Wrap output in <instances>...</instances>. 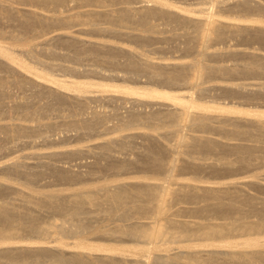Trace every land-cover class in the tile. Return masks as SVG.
I'll return each mask as SVG.
<instances>
[{"label":"bare ground","instance_id":"1","mask_svg":"<svg viewBox=\"0 0 264 264\" xmlns=\"http://www.w3.org/2000/svg\"><path fill=\"white\" fill-rule=\"evenodd\" d=\"M13 1H16V3H19L21 6H31L42 10H44L43 6L49 4L58 7L65 6L63 10L66 14L65 12L62 13L63 10H61V16L60 14L55 15V13L54 15H50L32 9L15 7L12 4L10 5L9 0V5L0 1V19H6L7 22L16 21V26L19 27L21 32L22 30H32L34 26L37 27L38 22L44 23V27H50V25L57 27L58 24L63 27H69L70 24L75 26L77 23L86 24V22L88 25L95 26L100 25L102 21H104L102 22L103 24L109 23L111 26H113L112 24L115 26V23L122 20H125V22L129 20V25H134V23L138 24L140 27H143V32H152V30H155V26L151 24L153 22H149L150 19L162 17L170 24L172 23V25H181L180 27L183 25V28H191V31L183 30L185 32L182 34V37H186L189 42H196L195 44L196 46L199 45L198 49L200 48L201 54L205 53L204 50L210 48L212 41H214V43L216 40L220 41L219 39L225 38L227 33L228 35H233L232 32L235 33V35H244L245 37L246 35H250L254 40L257 39V41L264 43V19L262 18L264 16L261 15V12L264 11V6L257 0H232L234 3L229 5L228 9L236 13H241L238 15L239 17H236L237 19L229 17V19H226L222 14V16L219 14L222 11L218 12L215 9V4L221 2L223 4L221 6L225 7L229 0H200L201 2L199 1L198 3L207 4L210 2V6H202L203 4H199V8L197 5L190 8L189 5L192 4H189L188 7H183V5L179 6L176 0L175 2L173 0H135L133 2L132 0L131 3V0H129V5H124L125 3H123L127 0ZM71 3L77 5H72ZM88 7L90 8L81 10ZM254 12L258 14L260 12L261 18H257L256 14H253ZM250 13L255 15V17H250V15L247 16ZM122 23L123 21L121 24ZM33 24L34 26H32ZM105 24L100 27L96 26L100 30V33L101 31H106L104 34L107 33V31H119L122 36L123 34L129 35V38H131V36L136 40L139 38L142 44L148 43L149 37L145 35H149L148 33L150 32L142 34L139 30L141 33L138 32V34H135L131 32L132 29H129L127 25L125 26L129 31L125 32L117 30L118 27L114 28V26L111 27L109 24ZM174 25L173 27H175ZM92 26H90L92 30H95V28H93L94 26ZM125 26L123 27L126 28ZM19 29L17 31L20 32ZM5 34L6 32L0 31L1 38H4L3 35ZM13 35V38L10 37L8 39V41L12 39L10 42L11 46H9V43L7 46L0 42V66L10 69L11 71L14 70L15 72H13L14 75L11 72L12 77L10 79H7L6 76H0V87L7 88V85L11 84L12 86L15 85L18 87L19 90L20 88H29L28 91L32 90L34 96L37 95L38 97L40 95V97H46L47 101L39 105L36 109L35 107L37 104H34V110H30V108H33L31 107L32 103H36L31 102L33 98L31 100L29 98L31 103L28 102V100L10 103L0 102V113H3V115L4 113H8L7 110H9L10 113V109H12L13 112L18 110V112H22V116L24 115V118L22 117L21 119L24 122H10L5 119V121L0 122V152H4L6 148H9L8 146L12 147L25 144L28 140L38 141V139H42L44 142H53L55 140L50 139L47 135V132L53 129H61L62 131L64 130L63 132L76 130V133L80 132L81 135H92L99 131V127L101 126V129L104 128L103 131L107 130L109 132L111 129H115L118 131V134H120L121 131L126 132L128 129H133L132 126L135 127V125H139L140 127L142 124L146 125L145 122H147L152 124V126L148 125V131L150 132L144 135L141 134V136H147L146 138L149 141H153L152 144L150 143L152 146H146V150L143 148L145 151L142 150L143 153H140V157L138 158L114 163V168L112 167V170L117 171L116 173L122 172L129 168H133V165L135 166V164L139 163V166L143 165L147 167L146 170L150 171L148 168H151L150 174L155 171L157 173L160 172L158 175L163 174L164 176H160L161 179H159L158 175L146 174L141 176V178H137V181L125 179L110 182L104 181L101 183H93L92 181V183H88L82 180V176L78 174V172L74 174L71 173L73 171L69 172L68 170L67 172V170H65L66 173L61 169L62 171H58V175L61 178L70 180L71 182L76 181L78 185L80 183L81 185L77 186L76 184L77 187H69L68 189L41 190V188L38 189V187H34L33 184L38 178V173L42 175V173L45 172L46 174L45 169H41L42 171L40 170V172L37 173V171L32 170L33 166L30 167V165L21 161H12L3 164L0 167V173H3V176H0L1 196H4L10 189H13V187L11 188V180L14 181L16 176H19V179L25 178V181H20L21 187L19 189L14 188L17 193L16 200H19L21 203L19 201V203H14V200L13 202L6 201L5 196L0 197L5 200L0 202V261L5 260L8 264H42L43 262H47V264H264V194L257 195V193H249V190L247 191L248 187L245 188L246 186L253 188L257 187L264 192V185L256 179L243 182L233 181L217 185H206L202 184L198 176L184 181H181L178 177L179 170L182 171L189 168L194 169V171L196 170L195 172L199 169H203L204 171L205 169H211L213 172H218L219 169H223V171L226 170L228 172L236 168H241L243 170V168H248L254 162L256 163V161L257 163L264 162V155L256 153L258 151L264 152V111L252 112L235 107L206 104L200 102L194 96V89H196V91L198 90L199 93L210 90V88L212 89V86H208L207 83L218 75L225 76L226 79V76L232 78L233 75L238 76L244 71L248 72V74L250 72L263 73L264 71L262 72L261 68L264 67V55L263 57H259V55H255L256 57H254L253 55L254 58L252 57L250 62L242 65H227L226 63L213 64L211 60V63H208L204 61V58L203 61H201L202 59H197V57H200V54L198 56L195 54L190 61L181 63L156 62L152 57L146 54L147 52L141 49V51L135 53V51H127L107 43L68 38V42L71 44L79 41L76 44L79 48L84 50L83 52L96 51L105 53V56L107 54L110 55L109 58L106 56V59L103 60H101V56L99 58L97 55L99 60L102 61L98 63L99 65L97 64L99 60L95 62L96 57L94 56L96 54L91 58L94 59V63L98 66H106L105 68L104 66L100 67L101 69H93V71L96 72L95 74L98 72L97 75H104L106 74L105 72H111L109 75L110 78L111 75L120 79H127V77H130L132 79L135 78L134 80L138 79L136 81H139L142 77H147V79L156 80L160 87V84H164L168 86V89L171 86H176L177 89V85H179L178 89L180 87L187 88L183 91L180 90L177 92V89L176 92H170L164 89L162 90L161 88H152V86L134 87L122 84H102L101 82L79 81V79L78 81H74L64 78V80L54 78L52 73L46 71L48 70L46 69L47 67L44 68L46 69L45 71L42 69L39 70V67L38 69L31 66L20 57L22 52L19 55L15 53V49L19 47L22 51L25 50L28 54L33 55L34 47L29 39L23 40L21 39L23 38L22 36L19 38L15 36V34ZM55 38L57 37L54 36L52 40L54 41ZM134 38L132 39L134 40ZM194 43L191 42L190 46ZM184 46L190 47L188 42L184 44ZM191 47L192 51L197 49H195L194 45ZM12 48L15 51H12ZM82 53L80 54L82 55ZM244 54L249 55L246 53ZM205 55L204 57L209 56L210 59V57L221 55V53L208 52L205 53ZM228 55L231 54H227V56ZM201 57L203 56L201 55ZM54 67L58 66L54 65ZM104 69L105 71H103ZM3 71H5V69ZM2 73L3 75L5 74L4 72ZM121 73L122 75H120ZM219 89L223 93L224 91H232L233 93L241 94V97L242 94H249V97L253 95L258 96V98L260 96L264 99V90L260 89L259 86L258 88H248L246 85L233 83L232 85L228 84L219 87ZM21 90L23 91V89ZM233 93L230 94L238 97V94L234 95ZM9 95H11V93ZM2 96L3 95H1V97ZM27 98L28 97H26V99ZM99 99H105L108 103L116 100L120 101V103L121 101L129 102L134 108L139 106V108L150 107L151 110L149 109L150 111L148 112H143V110L141 112L140 110L137 111L131 108L130 105L129 109L126 107L127 112H123L126 113L124 115L117 112L106 115L90 107L89 103H91V101ZM55 110L57 112L60 111L59 113L63 121H42L45 119V115ZM65 111L69 112L67 114L71 113L70 115L75 114L76 117L74 115L75 118L73 120L70 118V121H68L69 118L65 117L66 115L63 116ZM226 113L230 114L227 115ZM38 114L43 115H40V117H43L42 120L36 119L39 116ZM110 116L116 117L115 119L117 122H114L115 124H107L109 121L108 119L113 118ZM27 119H32V123L34 119L36 124L26 123L25 120L27 121ZM65 119L67 121H64ZM239 120L252 123L254 127L253 131L251 128L248 129V126H246V130L243 127L242 129L244 130H242L241 127L240 130L238 126L243 125L239 122L238 124L240 125L236 123L238 125L236 129L239 130H235V127L233 128L231 126L234 129V131L231 132L229 126L225 127V125H223V123H227L226 121H228V123L234 122L233 124H235V121ZM105 121L106 123H104ZM103 123L106 124L104 127H102ZM217 123H219V125H217ZM245 124L246 123H244V125ZM213 126L219 129L218 132L221 130L219 134L222 131L224 133L227 132L225 134L227 137L222 134L226 137L225 140L222 139L225 137L214 138L211 134L205 133L206 131L209 133V130H211ZM186 127L200 133L204 132L205 134L195 132L188 133L190 132L188 130L186 133L184 132V128ZM196 128L197 130H195ZM199 128L200 130H198ZM227 128L229 131H227ZM212 130L215 131V129ZM101 131L100 133L102 134L106 132ZM112 131H110V133ZM228 133H231V135H246L245 137H232L234 139L237 138V140L238 138H243L241 140L243 142L247 136H252L258 139V143L252 141L254 144H248L250 140H246L247 142L245 141V143H241V141L236 142V140L231 141L232 138H228ZM168 134L171 136L174 135L175 142L172 141L174 142L173 144L161 140L163 139L161 137L164 135L166 137ZM127 136L133 138L135 136L136 138L135 133H128L121 137L113 136L109 138V140H106L109 142H105L99 146L104 150L108 149L107 151H110L109 149L112 148L110 145L113 143L123 147L126 143H123L125 140L122 141V138ZM227 138L228 141H226ZM130 142L132 143V141ZM178 146L183 147V155H181V157L180 155H175L176 151L180 149ZM89 147H91V145ZM176 147L178 148L177 150ZM213 152H217V155H219L218 158L215 157V159L217 158L216 160L209 161L206 157L204 159L203 156L201 157L204 161L203 159L201 161L198 160L200 153L213 154ZM57 153H51V155L57 157V155L59 156ZM165 154L168 156H166V159ZM214 154L216 155V153ZM230 154H236L237 156L232 159L233 156ZM99 155L101 156V154ZM47 156H49V154ZM228 156L232 157L230 158ZM39 164L40 167L43 165L40 162ZM111 164H109V166ZM53 170L55 174V170L57 169L54 168ZM120 174L121 173L118 175ZM17 181L16 179V182ZM258 193H260V191ZM33 209L42 211L51 210L64 217L65 220L77 221L78 224H74L70 229L64 224L51 226L52 229L56 228L60 229V231L69 232L70 234H66L69 236L67 237L68 239H62L65 237V234H61V236L63 235L62 238L51 240L33 239V237L26 238L27 236L21 235V233L23 231L25 232V230H32L37 223L36 217H38V214H36ZM30 210L35 212L32 213L36 215V217L32 215ZM95 210L103 212V214H101L105 215L108 219H114L117 215L123 216L125 218V223L113 222L106 225H92L85 223L81 219L83 215L86 218L93 219L96 213ZM100 212L96 215H101ZM91 214L93 216H91ZM144 214H149L150 216ZM253 216L254 218L256 217L255 220H253L254 218L251 219ZM80 220L82 221L80 222ZM36 228L37 227H35V229ZM41 229L44 230L43 227H41ZM86 234L88 236H85ZM90 235H94V237H97L96 239H113V237H121L126 238V240L133 238L145 239L146 241L133 244H125L122 242L123 240L121 242L124 244L119 242L95 243L91 241L92 238H90ZM72 238L74 241L70 242ZM1 262L4 263L3 261Z\"/></svg>","mask_w":264,"mask_h":264},{"label":"rangeland","instance_id":"2","mask_svg":"<svg viewBox=\"0 0 264 264\" xmlns=\"http://www.w3.org/2000/svg\"><path fill=\"white\" fill-rule=\"evenodd\" d=\"M0 1L5 2V3H7L9 5L8 0H4V1L0 0ZM9 1H10V5L12 4L15 7H22V8H26V9H32V10H36V11L42 12L44 14L54 15V13H55V15H59V14L61 15L63 12H65L63 10L65 6H62L63 7L62 8L61 6L58 7V6H54L53 4H49V5L43 6L44 10H42L40 8L39 9L38 8H33L31 6H21L19 3H16V1H13V0L12 1L9 0ZM127 1L123 2V3H125L124 5H129V0H127ZM134 1L135 0H133V2ZM173 1L175 2V0H173ZM199 1L200 0H190V1L189 0L188 1H186V0H176L177 4L179 6L183 5V7H188L189 4H192V5H189L190 8H193V6L195 7L196 5L199 8V6L201 4H203V3H198ZM234 1L229 0L228 3H226L225 7L221 6V5H223L221 2L219 4H215L216 5L215 9L218 12L222 11L219 14L220 15L222 14L223 17H225L226 19L236 18L241 13H239V12L236 13V12L231 11V10L228 9V6L231 5L232 3H234ZM257 1L260 2V4L262 6H264V0H257ZM2 2H1V4H2ZM131 2H132V0L130 1V3ZM5 3H3V4H5ZM72 5H77V4L73 3ZM202 6H208L209 7L210 6V2L207 3V4L204 3ZM57 8H59V9H57ZM89 8L90 7L84 8V9H81V10H86V9H89ZM61 10H63L62 13H60ZM261 13L259 12V14H258L256 12H254L253 14H256L257 18L258 17L261 18L260 14L264 16V11H262ZM65 14H66V12H65ZM251 14L252 13L248 14L247 16L250 15V17H252V16L255 17V15H253V14L251 15ZM242 18H244V17H242ZM262 18L264 19V17H262ZM122 21H123V23L125 22V20H122ZM122 21H120L118 23H115V26H114V24H112V25L114 26V28H117V27L119 28L120 27L119 29L117 28V30H122V31H125V32L129 31L127 29V27H129V29L133 30V31L131 30V32H134L135 34H138V32H140V31L142 32V34H144V33L147 34L148 32H150V33H148L149 35H145L146 37L147 36L149 37V40L147 39L148 43L142 44L141 41L139 40V38H137V40L134 37H132V36H131V38H129L130 37L129 35L123 34V36H122L121 32H119V31H114V32L113 31H109V32L107 31V33H105V34H104V32H106V31H101V33H100V30L97 27L98 26L99 27L103 26L105 23L103 24L102 22H104V21H102V22L100 21L102 23V24L100 23V25H95V26L93 25L94 27L92 25H90V24L88 25L87 22H86L87 26H86V24L77 23L75 26L73 24H70L71 26L69 25V27L68 26L67 27L66 26L63 27L60 24H58V25L55 24V25H57V27L54 26V25H50V27L45 25L46 27H44L43 26L44 23L42 24L41 22L40 23L38 22L37 23V27L39 26L38 28L35 27L34 24H33L32 26H34V28H32V30L31 29L30 30L29 29L28 30H22V32H21L19 27L16 26V24H17V23H15L16 21L15 22H12V21L7 22L6 19L5 20L4 19H0V29H1L0 31L6 32V34L3 35L4 38L0 37V42H2V44L4 43V45H7L9 43V46H11L10 42H11L12 39H10L9 41H8V39L10 37L13 38L14 37L13 34H15V36H18L19 38H21V36H22L23 38H21V39H23V40L24 39H29L31 41L32 46L34 47V54L35 55L34 54L30 55L25 50L22 51L21 49H19V47L16 48L15 49L16 51H15L13 49L14 47L12 46L13 47L12 51H15V53H18V55L22 52V54H20L21 55L20 57H22L27 63H29L31 66H34L36 68L39 67L40 68V69L38 68L39 70L42 69V70L45 71L46 69H48L46 71L47 72L49 71L48 73H52L54 78H58V79H62V80H64V79L74 80V81H76V80L78 81V79H79V81H89V82L92 81V82H95V83H100L101 82L102 84H106V83L107 84H120V85L122 84V85L134 86V87H136V86L137 87H146V86L147 87H151L152 86V88H158V89L161 88L162 90L164 89V90H167V91H170V92H173V91L176 92V90L178 89L179 85H177V89H176V86L175 87L174 86H171V87L169 86L170 88L168 89L167 88L168 86H166L164 84L162 85V84L159 83L161 85V87H160L157 84L156 80L155 81L154 80H150L149 78L147 79V77H142V79H140L139 81H136L138 79L134 80L135 78L132 79L130 77H127V79H128L127 80L125 78H121V79L117 78V77L115 78V76L111 75V78H110L109 75H110L111 72L110 73L109 72H105L106 74H104V75L103 74L97 75L98 72H97V74H95L96 72H94L93 69H96V68L99 69L100 67L104 66V65L98 66L99 65L98 63H101L102 62L101 60L106 59L105 58L106 56H107V58H109L110 55L106 53L107 55L105 56V53L96 52V51H87V53L83 52L84 50L79 48L77 46V44H76L79 41H77L76 43L73 42V44H71L70 42H68V40H69L68 38L70 37V38L78 39V40L82 39V41L83 40H85V41H89L90 40V41H94V42H98V43H107V44H110L112 46L123 48V49H125L127 51H135V53H138L139 51L144 50L145 52H147L146 54H148L150 57H152L153 60L156 61V62L181 63V62L190 61L191 58L193 59L195 54L197 56L200 54L199 55L200 57H197V59L199 58V59H202L201 61H203V58H204V61H207L208 63L212 62L213 64H224V63H226L227 65H235V64L242 65V64H247L248 62H250L251 58L253 57V55H254V57H256L258 55H259V57L260 56L263 57V55H264V43H261V42L257 41V39L254 40V38H251L250 35H246V37H245L244 35L243 36H240V35H237V34L235 35V33L232 32L233 35H228V33H227L226 34L227 36H225V38L223 37L224 39L223 38L219 39L220 41L216 40L215 43H214V41H212V43H211L212 47L210 46L209 49L204 50L205 53H208V52H210V53H221V55L212 56L209 59V56L208 57H204V56H206L205 53H202V54L200 53L201 52L200 48L198 49L199 45L197 44L198 46H196V44H195L196 42L194 43V41H191L192 43H194V44H191V46L194 45L195 49L197 48L196 50L199 51V52H197L196 50L192 51V47L190 46L191 42H189L186 37H182V34L185 32L183 30L191 31V28H188V27L187 28H183V25H182V27H180L181 25L175 26L176 24L175 25L173 24L175 26V27H173L172 23L170 24L168 21H166V19L164 20V18H162V17L161 18L155 17V18H151L149 22H153L151 24L155 26V30L156 31L152 30V32L151 31L143 32L142 31L143 27H140L138 24L134 23V25H133L131 23L132 25H129L130 22H128L129 21L128 20V21H126L128 23L125 22L126 24L124 23V25H123V23L121 24ZM108 24L109 23H107L105 25H108ZM250 24H252V23H250ZM125 25H127V27ZM40 26H41V29H40ZM90 26L95 28V30L94 29L92 30V28ZM109 26H111V24H109ZM113 26H111V27H113ZM123 26H125L126 28H124ZM121 27H123V28H121ZM131 27H133V28H131ZM138 27H139V29H138ZM42 28H46V29H42ZM96 28H97V31H96ZM18 29L20 30V32L17 31ZM98 31H99V33H98ZM110 33H113V34H110ZM118 33H120V34H118ZM116 34H118L119 36L116 35ZM54 36L57 37L58 39L55 38L54 41H53L52 38ZM247 36H248V38L250 37L253 40H251L249 38V40H250L249 41ZM170 37H171V39H170ZM174 37H176V38H174ZM132 38H134V40ZM150 38H153V39H150ZM60 39H65V40H60ZM138 40L140 41V43H139ZM147 40H146V42H147ZM4 41L6 42V44H5ZM61 42H62V44H61ZM187 42H188V45L190 47H186L187 45L184 46V44H187ZM212 44H214V45H212ZM194 47H193V49H194ZM80 53H82V55ZM244 53L249 54V55H245ZM250 53H252V54H250ZM77 54H79V55H77ZM227 54H231V55L227 56ZM97 55L99 56V58L101 56L102 59L99 60ZM201 55L203 57H201ZM93 56L96 57L95 58V62H97L99 60V62H97L98 65L94 63V59H91ZM195 58H196V56H195ZM207 58H208V60H207ZM210 60H211V62H210ZM216 60H218V61H216ZM216 62H218V63H216ZM54 65L58 66V67H54ZM96 66H98V67H96ZM105 67L106 66H104V68ZM1 68H3V67L0 66V76H6L7 79H10L12 77L11 76L12 73L15 72L14 70L11 71L10 69H6V68L1 69ZM44 68H46V69H44ZM263 68H261L262 72L264 71ZM4 69L7 72L3 71ZM73 69H74V71H73ZM75 69L78 70V71H76ZM87 71H89V72H87ZM90 71H91V73H90ZM103 71H105V69ZM2 72H4L5 74L3 75ZM255 73L256 72H253V73L250 72L248 74V72L244 71V72L240 73L242 75H240V74L238 76L237 75H233L232 78L230 76H228L231 79L228 78L227 76H226V79H225V76L218 75L216 78H212V81L207 83L208 86H210V87L212 86V89L210 88V90H207V91L202 92V93H199L198 90L196 91V89H194L195 90L194 91L195 92L194 96L197 98V100H199L202 103H206V104H211V105H216V106L235 107V108H239V109L249 110V111H252V112L264 111V99L262 97H260V96L258 98V96L250 95V97H249L248 96L249 94H247V95L242 94V97H241L240 96L241 94L233 93L232 91H224V93H223L219 89V87L226 86L228 84L232 85L233 83H236V84L246 85V87H248V88L249 87L250 88H258V86H259L260 89L264 90V72L261 73V74H260V72H257L256 74ZM89 74H91V75H89ZM13 75H14V73H13ZM120 75H122V73ZM105 76L106 77L108 76V77L106 78ZM227 78L229 79V81H228ZM116 79H117V81H116ZM230 82H231V84H230ZM165 86H166V88H165ZM15 87H16L15 85L12 86L11 84H8L7 88L6 87L5 88L0 87V102H2V103H10V102H14V101L16 102V101H21V100L22 101L28 100V102H30V100L33 98L31 102H36V103H32V106L31 105L30 106L33 107V106H35L34 104H37L36 107H35V109H36L39 105L44 104L47 101L46 97H40V95L38 96L39 98L37 97V95H35L36 96L35 97L32 94V90L28 91L29 88H20V90H19L18 87H16V88ZM9 88H10V92H9ZM171 88L174 89V90H172ZM180 88H183V89H180ZM180 88L177 90V92L180 91V90L183 91V90L187 89L186 87H180ZM214 88H215V90H214ZM21 89H23V91ZM217 89H219V90H217ZM229 92L233 93L234 95L238 94L237 95L238 97L233 96ZM6 93H8V94H6ZM10 93H11V95H9ZM227 93L230 94V95H228ZM1 95H3V96L1 97ZM26 97H28V98L26 99ZM29 98H30V100H29ZM2 99H4V100H2ZM89 104H90V107H92L94 110H96V111H98L100 113L106 114V115H110L113 112H117V113H119L121 115H124L126 113H123V112H127V109H129L130 107L134 108V107H132L133 105H131V103L122 102V101L120 103V101H118V100L111 101L110 103H108V101L107 100L105 101V99H99V100L91 101V103H89ZM7 105H9V104H7ZM126 107H128V108L126 109ZM139 107H135L134 109H136L137 111L140 110L141 112L143 110H144L143 112H148V111L151 110L150 107H143V108L142 107L139 108ZM32 109L34 110V107L30 108V110H32ZM7 111H8V113H4V115H3V113H0V122L5 121V120L10 121V122L11 121L12 122L23 121V120H21L22 117L24 116V115L22 116V112L19 111L20 112L19 113L18 110H16V111L14 110L15 112H13L12 109H10V113H9V110H7ZM59 112L60 111L57 112L56 110L54 112L52 111L48 115H45V119H43V120H42L43 117H40V115L42 114L41 113V114H38L39 116L36 119H41L44 122H47V121L48 122L63 121V119L61 117V114ZM65 112H64L63 116L66 115L65 117L69 118V119L67 118L68 121H70V118L73 120L76 117L75 114H74L75 115V117H74L73 114L70 115L71 113L67 114V113H69L68 111L66 112V114H65ZM226 114L229 115L230 113H226ZM5 115H6L7 118L5 117ZM236 115H238V114H236ZM41 116H43V115H41ZM110 117L111 118L113 117V118L112 119H108L109 121L107 122V124L108 125L115 124L114 122H117V120L115 119L116 117L115 116H110ZM64 121H67V120L65 119ZM110 121H112V122H110ZM25 122L28 123V124L29 123L30 124H36L34 119H33V123H32V119H29V120L27 119V121L25 120ZM226 122L228 123V121H226ZM238 122L240 124L242 123L243 126H238V125H240V124H238ZM243 122L244 121H240L239 120V121H235V124H233L234 122H231L232 124L231 123H228V124L226 123L227 124L226 125V124L223 123V125H225V127L229 126L230 128L229 127L228 128H229L230 132L234 131V129L235 130H239L240 127H241V129L243 127L246 130L247 129L246 126H248V129L251 128V130L253 131L254 127H253L252 123L244 122V123H246L244 125ZM104 123H106V121ZM104 123H103L102 127H104L106 125ZM145 124L146 125H144V124L140 125V127H139V125H137V126L135 125V127L132 126L133 129H128V130H126V132L125 131L124 132L121 131L120 134H118V131L115 130V129H111L110 131L114 130L111 133H110V131L108 132L107 130H105L106 131L105 132V131H103L104 128L101 129V126L99 127V131H97V132L95 131L96 133H94L92 135H90V134H82L81 135L80 132L76 133V130H71L72 132L71 131L70 132H63L64 130L62 131L61 129H59V130L58 129H53L52 131L49 130L47 132V135L50 137V139L55 140V141H53V142L45 141L44 142L42 139H40V140L38 139V141H29L28 140L29 142L26 141L25 144H20L19 146H12V147L8 146L9 148H6V150L4 152H0V167L3 164H5V163H10L12 161H21V162H25L26 164L30 165V167L33 166L32 170L33 171H37V173L40 172L41 169L42 170L45 169L46 174H45L44 171H43L44 173H42V175L38 173V178L36 179V182L35 183L33 182L34 184L32 183L34 185V187L36 186V188L38 187V189L41 188V190L68 189L69 187L73 188V187H77V186L81 185V183L78 185V183H76V181L71 182L70 180H66V179L64 180L63 178H61L58 175V171L59 172L62 171L61 169H63V171L67 170V172H68V170H69V172L73 171L71 173H74V174L78 172V174H81L82 180L84 182L87 181L88 183H92V181H93V183H101V182H104V181H109L110 182V181L125 180V179L126 180H136L137 181L138 180L137 178H141V176H144L146 174H148V175H151V174L158 175L160 172L157 173V172L154 171V172H152L150 174V171L152 169L148 168V169H150V171L146 170L147 167H144L143 165L139 166L140 165L139 163L135 164L136 167L133 165L132 166L133 168H129V169L124 170L122 172L120 171V172L116 173L117 171L112 170L114 168L113 167L114 163H117V162H120V161H124V160H132V159L138 158V157H140V153H143V151H142V150H144L143 148H145L146 146L147 147L148 146H152V145H150V143L152 144L153 141H149L146 138L147 136L146 137L145 136H141V134L144 135L145 133L150 132V131H148V129H149L148 125L152 126V124H149L147 122H145ZM217 125H219V123H217ZM231 126L233 128L234 127L235 128L233 129ZM236 126H238L239 129H236V128H238ZM186 128H184V132H186L188 130V131H190V132L187 131L188 133H191V132L192 133L193 132L200 133L198 131L191 130L189 127H186ZM228 128H227V131H229ZM212 129H215V131L212 130ZM216 129L217 128L215 126H213L211 128V130H209V133H207V131L205 133L206 134H211L212 137H214V138H222V137L226 136L225 134L227 132L224 133L222 131L219 134V132L221 130L218 132L219 129H217V131H216ZM244 129H242V130H244ZM101 130L103 132H105V134L100 133ZM195 130H197V128ZM198 130H200V128ZM201 130H203V129H201ZM128 133H135L136 134V138H135V136H134V138L133 137H128V136L122 138V141L125 140V142H123V143L124 144L126 143L125 146L127 148L125 146L122 147V146H118L117 144L113 143V144L110 145V146H112V148H110V146H109V148H110L109 150L110 151H107L108 149L104 150L103 148H101L99 146V145H101V144H103L105 142H109V141H106V140H109V138H111L113 136L121 137L123 135L125 136ZM205 133L202 132L200 134H205ZM222 134H224L225 136L222 135ZM169 135L170 134L166 135V137H165V135L163 137L160 136L161 138L164 139V140L163 139H161V140L166 142V143L168 142L169 144H173L175 142L174 141L175 137H174V135H172L174 137V139H173V137L171 135L170 136ZM227 135H229L228 138H230V139L232 137H234V136L235 137H238V136L239 137L240 136L241 137H245L246 136V135H234V134L231 135V133H228ZM143 137L146 138V139H144ZM226 137L222 138V139L225 140ZM228 138H227L226 141H228ZM234 138H232L231 141L232 140H234V141L236 140V142H239V141H241L243 139V138H241V139L238 138V140H237V138L236 139H234ZM146 140H148V141H146ZM246 140H248V141L250 140L248 142V144L258 143V139L255 138V137H252V136H247L244 139V142L241 141V143H245ZM130 141H132V143ZM172 141H174V142H172ZM252 141H254V143ZM90 145H91V147H89ZM116 145H117V147H116ZM179 148L180 149L177 150L178 148L176 147L177 151H176L175 155L176 156L180 155V157H181V155H183L182 154V148L183 147L180 146ZM78 150H80V151H78ZM145 150H146V148H145ZM81 151H82V153H81ZM57 152H59V153H57ZM51 153H57V154H59V156L58 155H57V157L56 156H52ZM214 153H216V155ZM256 153L257 154L261 153V154L264 155V152L262 153V152L258 151ZM48 154H49V156L50 155L51 156L50 157L47 156ZM72 154H73V156H72ZM99 154H101V156ZM102 154H104V155H102ZM205 154L206 153H203V154L200 153L199 155H200V157L203 156L204 159L206 157V159L209 160V161L216 160L219 157V155H217V152H213V154H211V153L208 154L207 153L206 154L207 156ZM211 155H213V156H211ZM230 155H232V154H230ZM166 156L167 155L165 154V159H166ZM232 156H228V157H230V158L232 157V159H233V158H236L237 155L233 154ZM22 157H24V158H22ZM200 157L198 158V160L201 161L203 158L202 157L200 158ZM215 157H217V158L215 159ZM204 159H203V161H204ZM39 162L41 164H43L44 166L41 165V167H40ZM258 163L256 161V163L254 162L248 168H243V170L241 168L240 169L236 168V169L230 170L228 172L226 170L223 171V169L222 170L219 169L218 172L217 171L213 172V171H211V169H208V170L205 169V171L203 169L202 170L199 169V170H197V172H195L196 170L194 171V169L189 168V169H185V170H182V171L179 170L178 171L179 172L178 177L181 179V181H184V180L192 179L195 176H198L200 181H202V184H206V185H217V184H220V183H227V182H233V181H235V182L236 181L243 182V181H248V180H252V179L253 180L256 179L258 182H260L261 184L264 185V162H258ZM109 164H111L112 166L111 165L109 166ZM137 165H138V167H137ZM55 166H57V167H55ZM109 167H111V168H109ZM50 168H52V169H50ZM54 168L57 169V170H55V174L57 173L56 176H58V177H56L55 174H54V170H53ZM237 169H239V170H237ZM178 172H177V174H178ZM119 173H121V174L118 175ZM0 174H2L0 176H3L2 172ZM160 176L163 177L164 175L163 174L158 175L159 179H161ZM256 176H257V178H256ZM20 178H22V177H20ZM60 178L63 179V180H61ZM16 179L18 180L17 182H16ZM22 180L25 181V178L19 179V176L18 177L16 176L14 181L11 180V188L13 187V189H10L9 190L10 192L8 191L7 193L4 194V196L6 198L5 199L6 201L13 202V200H14V203H19L20 202L19 200H18L19 202L16 200L17 193H16V190L14 188H16V189L18 188L19 189L21 187L20 181L22 182ZM68 181H70V182H68ZM71 183H72V185H71ZM76 184H77V186H76ZM247 187H248L247 191L249 190L248 191L249 193H254V194L257 193V195H263L264 194V192H262V190L258 189L257 187L253 188V187L246 186L245 188H247ZM250 188H251V190H250ZM257 189H258V191H257ZM12 191L13 192L15 191V192L13 193ZM259 191H260V193H258ZM4 196L0 195V197H4ZM2 199L0 198V202L1 201H5L4 199L3 200ZM33 210L36 212V214H38V217H36V215L33 214V213H35L34 211H31V213L33 212L32 215L35 216L38 221L36 220L37 223L35 224V226H34V228L32 230H25V232L23 231L25 234L23 232L21 233V235H26L27 236V237L25 236L26 238L33 237V239L36 238V239H49V240H51V239L62 238L63 235L61 236V234H65V237H63L62 239H68L67 237H69V236H67V235L70 234L69 232L60 231V229H56V228L52 229L53 225L55 226L57 224L58 225L64 224L67 228L70 229V228L73 227L74 224H78L77 221L65 220L64 217H62L58 213H55V212H53L51 210L50 211L49 210H43L42 211V210H39V209H33ZM95 212L96 213H95L93 219L86 218V217H84V215L81 217V219L85 223L92 224V225H96V224L106 225V224H111L113 222L114 223L115 222L116 223H118V222L125 223V218L123 216L117 215L114 219H108V218H106L105 215H102L103 212H100V210L99 211L95 210ZM99 212H100V214L101 213L102 214L101 215H96L97 213L99 214ZM144 215H146V214H144ZM91 216H93V215L91 214ZM96 216H100V217H96ZM146 216H150V215L148 214ZM253 218H254V216L251 219H253ZM255 218L253 220H255ZM82 220H80V222ZM123 220H124V222H123ZM35 227H37V228L35 229ZM41 227H43L44 230L41 229ZM85 236H88V235L86 234ZM22 237H24V236H22ZM90 238H92L91 241H93L95 243H99V242L100 243H118L119 242L121 244H124V243L125 244H133V243H136V242L137 243H142V241H146L145 239H133V238H129L130 240L129 239L126 240V238H121V237H113V239H104V238L96 239L97 237H94V235L93 236L90 235ZM72 241H74L73 238L70 239V242H72ZM121 241L124 242V243H122ZM1 261H3L4 263L8 264V262L5 261V260H1ZM1 261H0V264H4ZM45 263L47 264V262H43L42 264H45Z\"/></svg>","mask_w":264,"mask_h":264}]
</instances>
